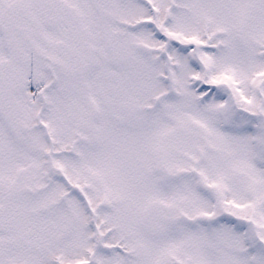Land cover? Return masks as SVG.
Listing matches in <instances>:
<instances>
[{"label": "snow or ice", "instance_id": "snow-or-ice-1", "mask_svg": "<svg viewBox=\"0 0 264 264\" xmlns=\"http://www.w3.org/2000/svg\"><path fill=\"white\" fill-rule=\"evenodd\" d=\"M0 264H264V0H0Z\"/></svg>", "mask_w": 264, "mask_h": 264}]
</instances>
